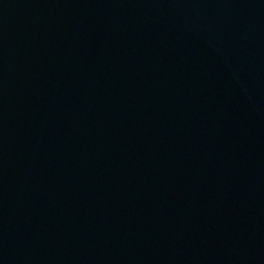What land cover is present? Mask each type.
Wrapping results in <instances>:
<instances>
[{
  "label": "water",
  "instance_id": "95a60500",
  "mask_svg": "<svg viewBox=\"0 0 264 264\" xmlns=\"http://www.w3.org/2000/svg\"><path fill=\"white\" fill-rule=\"evenodd\" d=\"M0 264H264V0H0Z\"/></svg>",
  "mask_w": 264,
  "mask_h": 264
}]
</instances>
